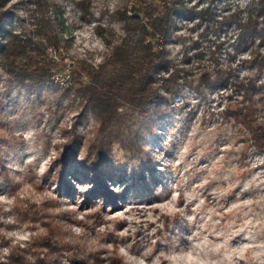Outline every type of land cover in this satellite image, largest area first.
I'll use <instances>...</instances> for the list:
<instances>
[{"label":"rangeland","instance_id":"1","mask_svg":"<svg viewBox=\"0 0 264 264\" xmlns=\"http://www.w3.org/2000/svg\"><path fill=\"white\" fill-rule=\"evenodd\" d=\"M46 1L61 30L59 44L48 46L47 54L62 67L39 92L8 85L4 75L0 83V162L8 175L7 183L0 180V262H7L10 252H24L35 262L31 253L46 252L37 245L53 228L60 230L52 238L60 240L65 263L64 256L79 254L106 264L116 247L127 264H264V152L248 147L247 132L222 113L240 100L234 93L229 99L228 89L201 97L183 86L167 102L150 107L144 120L122 108L121 137L138 154L114 151L115 178L107 184L124 194L115 196V205L89 199L94 186L71 173L86 153L87 139L95 136L96 120L65 88L78 60L95 65L120 41L117 11L131 13L135 0H92L90 17L82 16L75 0ZM249 1L217 0L214 7L221 13L239 9L244 18ZM3 3L15 32L33 27L34 0ZM184 4L199 9L207 2ZM203 30L196 16L175 15L165 44L168 58L194 77L212 68ZM219 33L226 40L220 64L239 77L247 74L249 56L264 53V38L248 39L232 58L235 27ZM206 36L213 38L210 32ZM197 50L203 51L199 58ZM258 108L256 116L264 120L261 103ZM148 160L154 168H143L151 186L145 191L143 182L131 180L133 170ZM62 167L70 195L58 184Z\"/></svg>","mask_w":264,"mask_h":264},{"label":"trees","instance_id":"2","mask_svg":"<svg viewBox=\"0 0 264 264\" xmlns=\"http://www.w3.org/2000/svg\"><path fill=\"white\" fill-rule=\"evenodd\" d=\"M75 1L82 16L90 17L92 0ZM205 1V6L195 9L194 5L186 6L184 0H135L131 13L126 8L117 11L124 35L109 53L95 65L84 59L74 65L65 90L73 91L80 100L81 111L90 112L96 120L92 128L95 136L87 139L86 153L71 173L76 178L80 175L94 186L88 192L89 199L97 196L115 205V196L124 194L111 190L107 184L115 178L112 172L114 151L129 150L134 155L138 154L134 146L121 137V109L126 108L144 120L150 107L167 102L169 97L181 92L183 86L201 97L227 89L230 91L227 94L229 99H232L233 93L239 95L240 100L229 102L222 113L226 119L247 132L248 147L264 152V120H258L256 116L258 103H261L264 118V53L255 52L249 56L247 61L250 70L241 77L230 65L220 64L218 58L221 49L225 50L223 43L226 41L219 31L230 28L232 24L237 40L232 48L235 52L231 54L232 58L240 44L246 43L248 39L264 38V18L258 26V17L264 15V0H250L244 18H241L239 9L228 13L216 12L214 6L217 0ZM3 2L0 0V83L4 75L8 85H18L21 91L28 94L39 92L50 81L52 73L62 67L61 63H56L47 54L48 46L58 45L61 40L58 22L49 13L51 4L46 0H34L35 10L31 9L30 14L33 27L15 32L6 22L8 14L2 10ZM183 13L197 17V24L204 25L202 37L210 42L207 53L212 68H204L197 77L188 69L174 64L165 48L174 16ZM207 32L213 34V38L207 37ZM227 53L230 54L229 51ZM202 54L201 50L194 52L198 58ZM162 72L168 74L165 76ZM161 89L164 93L160 92ZM63 156L62 161L66 164ZM136 158L139 160L138 156ZM0 166V180L7 183L6 169L1 162ZM143 168L153 169L154 164L150 160L142 161L138 169L133 170L134 179L131 183L143 182L140 184L142 189L150 191V181L146 179ZM65 173L66 168L62 167L57 177L58 184L64 194L70 195L72 188L65 180ZM56 233L60 234V230L50 228V232L40 238L37 246L44 247L46 252H32L35 262L24 252H10L8 261L0 264L100 263L98 258L94 259L97 260L95 263L79 254H68L64 256L66 263L61 262V242L52 238ZM161 261L166 262L163 258ZM106 264L127 263L114 247Z\"/></svg>","mask_w":264,"mask_h":264}]
</instances>
